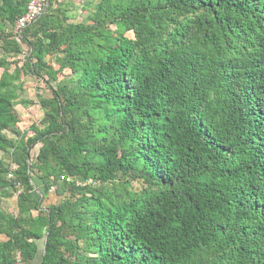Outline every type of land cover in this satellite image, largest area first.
Returning <instances> with one entry per match:
<instances>
[{"label":"trees","instance_id":"obj_1","mask_svg":"<svg viewBox=\"0 0 264 264\" xmlns=\"http://www.w3.org/2000/svg\"><path fill=\"white\" fill-rule=\"evenodd\" d=\"M28 1L0 0V198L17 206L0 264H264V0H90L80 22L49 0L17 43ZM26 77L49 95L32 136L13 113L34 105Z\"/></svg>","mask_w":264,"mask_h":264},{"label":"rangeland","instance_id":"obj_2","mask_svg":"<svg viewBox=\"0 0 264 264\" xmlns=\"http://www.w3.org/2000/svg\"><path fill=\"white\" fill-rule=\"evenodd\" d=\"M55 1L56 2L64 1V2H70L71 3V5H69V7L70 8L73 7L74 10L72 11V13H75V15H77L76 19H74L75 22H80L81 20H83V17H86L87 14H85V12L81 10V6L90 2V0H54V2ZM20 59H22V57H20ZM47 60L52 65H55L53 58H48ZM54 68L57 69L56 66ZM68 74H69V72H63L59 76V79L63 78L64 76H67ZM28 79L29 78H27V77L24 78L25 81L23 83L24 84L23 87L25 89L24 88L23 89L25 90V92H24L25 94L24 93L21 94L22 100H27V101H31V102L33 101L34 103H36L37 102L36 101L37 96H41V97H48L49 96L47 89L44 87V85L42 83H40L37 80H34L32 78H30L29 80ZM37 94H39V95H37ZM21 107L22 106H15L13 108V113L19 119V123L17 125L18 132L19 133L20 132H26V134L28 136H32L33 134L29 131L30 126L32 124L36 127H39V128L42 127V124H41L42 112L39 110L38 106L35 104L33 106H26V107H22V108ZM7 135H8V137H10L12 134L9 133ZM13 136H15V135H13ZM36 153H37V147L34 148L33 150H31L30 156L34 157V155ZM10 168H12V167H10ZM141 187H142V183L140 181L131 183V189L134 191L140 189ZM61 200H63V198H54L51 203L56 205ZM47 206H48L47 204H42L43 208H45ZM0 208L1 209H8V211L14 210L13 209V202H12V204L11 203L9 204V201L8 202L0 201ZM12 212H13V214L16 213L14 211H12Z\"/></svg>","mask_w":264,"mask_h":264},{"label":"built area","instance_id":"obj_3","mask_svg":"<svg viewBox=\"0 0 264 264\" xmlns=\"http://www.w3.org/2000/svg\"><path fill=\"white\" fill-rule=\"evenodd\" d=\"M49 0H29L25 6L24 13L17 18L13 27L12 34L14 40L18 43L21 39V34L24 29L35 23L44 14ZM11 176H9L10 178ZM50 192H54V188L50 189ZM16 264H22L20 260L16 261Z\"/></svg>","mask_w":264,"mask_h":264},{"label":"crops","instance_id":"obj_4","mask_svg":"<svg viewBox=\"0 0 264 264\" xmlns=\"http://www.w3.org/2000/svg\"><path fill=\"white\" fill-rule=\"evenodd\" d=\"M48 59V58H47ZM55 66V65H54ZM30 79V78H29ZM28 79V80H29ZM24 80V79H23ZM25 81V80H24ZM23 81V82H24ZM39 82V81H38ZM41 83V82H40ZM24 88V87H23ZM25 89V88H24ZM24 92H25V90H24ZM23 92V93H24ZM25 94V93H24ZM41 94V93H40ZM37 95H39V94H37ZM22 99V98H21ZM37 103V102H36ZM36 103H34L35 105H36ZM17 106H21V105H17ZM22 108V107H21ZM39 108V107H38ZM40 110V109H39ZM41 111V110H40ZM7 134H9V133H11L9 130L6 132ZM12 134V133H11ZM8 136V135H7ZM9 138H16L15 136H13V134L9 137ZM0 159H2V154L0 153ZM12 168H10V170L12 171V170H14L16 167L14 166V165H12L11 166ZM32 183H33V185L35 186V188L37 189V194L36 195H34L33 196V198L34 199H37V195H39V193L40 192H42V186H41V182L38 180V179H36V178H34L33 177V179H32ZM54 198H57L55 195H54V193H49L48 195H47V197H45V199H44V201H43V203L42 204H47L48 206H50V205H54V204H52L51 202L53 201V199ZM46 200V201H45ZM0 201H2V202H8L9 201V204L11 203L12 204V202H13V209L14 210H11V211H8V209H1L0 208V210L2 211V212H4V213H8V214H13V212L12 211H14V212H17V206H16V197L15 196H13V197H8V198H0ZM15 207V208H14ZM12 208V207H11ZM46 208V207H45ZM36 212H32V216L34 217V216H36ZM6 241V238L4 237V236H0V243H3V242H5Z\"/></svg>","mask_w":264,"mask_h":264}]
</instances>
